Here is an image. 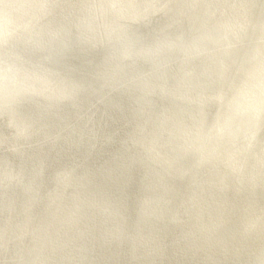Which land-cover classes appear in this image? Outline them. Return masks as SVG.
Returning <instances> with one entry per match:
<instances>
[{
    "label": "clouds",
    "instance_id": "clouds-1",
    "mask_svg": "<svg viewBox=\"0 0 264 264\" xmlns=\"http://www.w3.org/2000/svg\"><path fill=\"white\" fill-rule=\"evenodd\" d=\"M0 264H264V0H0Z\"/></svg>",
    "mask_w": 264,
    "mask_h": 264
}]
</instances>
